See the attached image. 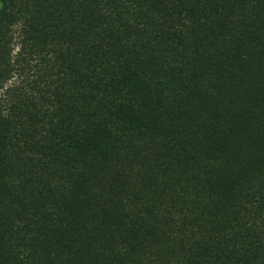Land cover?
Segmentation results:
<instances>
[{"label":"trees","instance_id":"16d2710c","mask_svg":"<svg viewBox=\"0 0 264 264\" xmlns=\"http://www.w3.org/2000/svg\"><path fill=\"white\" fill-rule=\"evenodd\" d=\"M0 264H264V0H0Z\"/></svg>","mask_w":264,"mask_h":264}]
</instances>
